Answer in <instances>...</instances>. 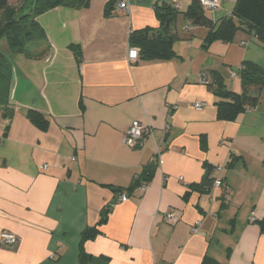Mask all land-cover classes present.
<instances>
[{"label":"crops","instance_id":"1","mask_svg":"<svg viewBox=\"0 0 264 264\" xmlns=\"http://www.w3.org/2000/svg\"><path fill=\"white\" fill-rule=\"evenodd\" d=\"M192 1L127 0L126 14L117 1L108 13L109 0H86L37 17L46 39L16 54L11 112L0 109V231L18 237L0 244V264H79L80 253L84 264H264V85L249 88L259 102L233 121L217 118L212 87L220 77L241 93L243 62L264 69V44L243 30L205 43L208 27L183 15ZM217 1L203 7L213 22L237 0ZM172 9L168 23L158 12ZM163 22L175 54L129 63L130 34ZM133 120L152 129L139 146L122 141ZM152 162L145 189H129Z\"/></svg>","mask_w":264,"mask_h":264},{"label":"trees","instance_id":"2","mask_svg":"<svg viewBox=\"0 0 264 264\" xmlns=\"http://www.w3.org/2000/svg\"><path fill=\"white\" fill-rule=\"evenodd\" d=\"M117 0H109L107 12H111ZM32 11L28 14L16 17L14 10L9 8L8 0H0V39H6L8 48L12 54L30 53V46L46 39L44 29L37 20V17L46 10L59 5L79 6L86 4V0H36ZM165 7V5H164ZM160 17L168 23L172 20L175 11L158 12ZM185 18L190 20L193 25H205L208 31L205 43L215 40L230 42L239 30L252 32L258 40L264 44V0H237L229 16H224L215 22L208 20L203 11V7L197 0H193L188 8L183 12ZM174 37L169 33V24L162 23L160 30H156L151 36L133 32L128 39V45L136 46L139 49V58L143 60L168 59L175 53L172 48ZM77 56L80 50L72 47ZM42 53V52H41ZM11 62L0 52V109L2 115L6 116L11 112L7 106L10 84L12 79ZM242 82L241 93L228 91L220 77H216L212 82L213 92L219 98L216 102L217 118L223 121H233L236 117L247 109L253 108L260 99L259 94L252 96L249 88L261 89L264 85V69L252 62H243L239 71ZM28 119L37 126L43 127L44 119L35 110H28ZM156 161V160H155ZM154 162L147 165L142 175L133 180L132 187L140 186V179L147 178L152 171ZM107 209L101 211L98 223L106 221ZM264 230V226H263ZM96 227H88L82 232V238L93 237L96 234ZM79 264L89 259L88 256L80 253Z\"/></svg>","mask_w":264,"mask_h":264},{"label":"built area","instance_id":"3","mask_svg":"<svg viewBox=\"0 0 264 264\" xmlns=\"http://www.w3.org/2000/svg\"><path fill=\"white\" fill-rule=\"evenodd\" d=\"M199 3L201 4L202 7H207V8H216L218 6V1L217 0H200ZM116 7L121 10L124 13L129 12L128 8V3L127 0H117L116 2ZM139 58V49L136 46H127V51H126V60L129 63H134L138 60ZM233 74V72L231 73ZM202 81L207 83V79L205 75H202ZM205 106V103L203 102H194L193 107L196 109H202ZM152 134V129L149 125L142 123L141 121L138 120H133L127 127V129L124 132L122 141L126 145H133V146H139L143 143V140L146 136ZM161 153V145H158L156 148V155L155 157H158ZM47 165L43 164L42 169H46ZM217 171L222 170V166H217L216 167ZM223 182L221 179H215L213 182V185L216 187L222 186ZM140 188L143 190L145 189V184H141ZM119 201H126L128 199V196L126 192H120L118 196ZM176 213L171 211L166 214V218L174 222L176 220ZM251 221H254L253 217H250ZM197 225H199V221H197L191 228V231L195 232L197 230ZM18 243V237L16 234L6 231V230H1L0 231V244L5 247V248H13L16 246Z\"/></svg>","mask_w":264,"mask_h":264},{"label":"rangeland","instance_id":"4","mask_svg":"<svg viewBox=\"0 0 264 264\" xmlns=\"http://www.w3.org/2000/svg\"><path fill=\"white\" fill-rule=\"evenodd\" d=\"M36 0H8L9 8L14 10V14L16 17H20L22 15L28 14L32 11ZM1 19V17H0ZM0 52L7 57V59L11 62L12 65V83L13 87L15 84V78H19V72L17 70V65L15 63V59L17 58L16 54H12L8 48V43L6 39H0ZM21 57V56H20ZM19 58V57H18ZM11 85V84H10Z\"/></svg>","mask_w":264,"mask_h":264},{"label":"water","instance_id":"5","mask_svg":"<svg viewBox=\"0 0 264 264\" xmlns=\"http://www.w3.org/2000/svg\"><path fill=\"white\" fill-rule=\"evenodd\" d=\"M11 87H10V90L12 89V87H13V83H12V81H11V85H10Z\"/></svg>","mask_w":264,"mask_h":264}]
</instances>
